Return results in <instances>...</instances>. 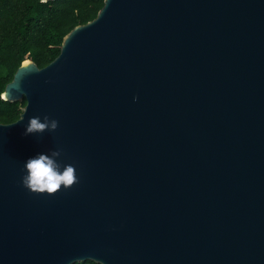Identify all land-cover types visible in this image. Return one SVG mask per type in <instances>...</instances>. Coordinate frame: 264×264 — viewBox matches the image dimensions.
<instances>
[{
    "label": "water",
    "instance_id": "1",
    "mask_svg": "<svg viewBox=\"0 0 264 264\" xmlns=\"http://www.w3.org/2000/svg\"><path fill=\"white\" fill-rule=\"evenodd\" d=\"M2 98L0 264H264V0H105Z\"/></svg>",
    "mask_w": 264,
    "mask_h": 264
},
{
    "label": "trees",
    "instance_id": "2",
    "mask_svg": "<svg viewBox=\"0 0 264 264\" xmlns=\"http://www.w3.org/2000/svg\"><path fill=\"white\" fill-rule=\"evenodd\" d=\"M104 1L0 0V124L16 122L27 104L2 98L21 64L30 59L40 68L48 66L60 55L65 36L94 20Z\"/></svg>",
    "mask_w": 264,
    "mask_h": 264
},
{
    "label": "clouds",
    "instance_id": "3",
    "mask_svg": "<svg viewBox=\"0 0 264 264\" xmlns=\"http://www.w3.org/2000/svg\"><path fill=\"white\" fill-rule=\"evenodd\" d=\"M137 99L138 97H133L134 101ZM57 123L56 120H51L49 123H40L38 118H31L25 134L42 131L46 127H49L50 130H55ZM57 154L53 153V155ZM24 168L27 174L22 178L23 186L35 194L51 196L60 190L61 185L67 189L73 185L75 180L74 167L72 165L66 166L61 172L54 164V161L43 153L35 157H29L24 164Z\"/></svg>",
    "mask_w": 264,
    "mask_h": 264
}]
</instances>
